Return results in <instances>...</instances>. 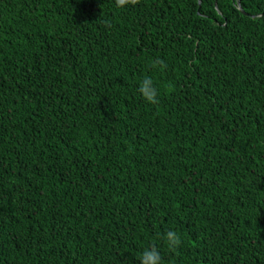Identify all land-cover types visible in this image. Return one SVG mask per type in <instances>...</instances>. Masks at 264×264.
<instances>
[{
    "label": "trees",
    "instance_id": "trees-1",
    "mask_svg": "<svg viewBox=\"0 0 264 264\" xmlns=\"http://www.w3.org/2000/svg\"><path fill=\"white\" fill-rule=\"evenodd\" d=\"M150 245L264 264V0H0V264Z\"/></svg>",
    "mask_w": 264,
    "mask_h": 264
},
{
    "label": "clouds",
    "instance_id": "clouds-1",
    "mask_svg": "<svg viewBox=\"0 0 264 264\" xmlns=\"http://www.w3.org/2000/svg\"><path fill=\"white\" fill-rule=\"evenodd\" d=\"M139 3L140 0H115L116 7L120 9L126 8L129 5L135 6ZM105 26L110 27L111 25L109 22H105ZM151 67L164 70L167 68V64L162 59H156L152 61ZM139 92L147 103L152 105L159 103L158 98L160 93L150 76H145L143 80L140 81ZM162 239L171 251L177 250L182 243L180 235L174 230L165 232ZM139 264H164L160 249L155 245L146 247L140 253Z\"/></svg>",
    "mask_w": 264,
    "mask_h": 264
}]
</instances>
